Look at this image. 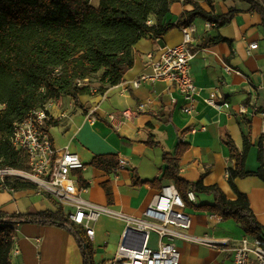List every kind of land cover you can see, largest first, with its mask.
<instances>
[{"label": "crops", "instance_id": "obj_1", "mask_svg": "<svg viewBox=\"0 0 264 264\" xmlns=\"http://www.w3.org/2000/svg\"><path fill=\"white\" fill-rule=\"evenodd\" d=\"M184 1L197 3L216 16L237 11L230 23L221 28L200 19L192 24L194 32L188 47L195 53L190 61V73L197 94L191 114L182 113L184 101L174 86L155 83L135 89L130 85L140 74L150 71L151 60L157 59L165 46L181 44L182 32L177 28L156 40L138 41L133 47V66L119 84L108 86L95 77L89 83L88 92L79 96L80 106H75L70 97H63L48 107L51 116L48 122L53 124L47 122V130L54 147L77 154L85 165L83 171L73 172L87 186L85 192H80L83 199L125 215L142 216L162 187L172 184L162 178L166 168L162 154H173L179 142L188 145L179 163L180 178L187 183L201 181L204 186H217L229 200H235L236 195L228 184L227 171L235 167L236 161L230 156L227 141L231 140L241 153L244 138L248 139L245 171L256 172L260 167L261 140L264 150V34L260 16L248 12L249 4L239 0H180L170 5L166 22L175 23L184 11L193 9L192 4ZM208 37H222L230 43L202 48L203 40ZM252 44H257V48L249 49ZM211 97L227 103V107L221 111L210 107L205 100ZM147 101L150 103L145 111L119 129L109 125L110 116L135 109ZM242 107L244 113H240ZM148 141L153 146H148ZM100 155H116L120 168L110 173L93 168L90 165L93 158ZM135 175L142 181L157 179L158 188L134 186ZM106 182L112 189L111 205L107 204L101 187ZM234 184L238 192L247 196L251 211L264 226V182L248 176L237 178ZM48 197L39 187L10 191L0 186V212L16 215L55 211ZM213 203L212 196L195 194L192 207L185 210L191 219L187 233L230 241L245 236L233 221L223 222L209 212L195 209ZM233 223L241 230L238 237L230 234L235 230ZM93 229L94 262L108 264L122 241L125 223L103 216ZM13 244L16 250L11 252V264L83 262L74 236L56 226L22 224L16 229ZM174 244L180 252V264H231L232 261V253L223 247L180 239L174 240ZM149 246H157L155 234H150Z\"/></svg>", "mask_w": 264, "mask_h": 264}, {"label": "trees", "instance_id": "obj_2", "mask_svg": "<svg viewBox=\"0 0 264 264\" xmlns=\"http://www.w3.org/2000/svg\"><path fill=\"white\" fill-rule=\"evenodd\" d=\"M180 0H99L97 7L90 0H0V170L27 171V154L11 144L14 124L22 122L38 106L70 97L80 106L79 96L88 92L90 81L99 77L108 86L119 84L134 63V45L141 39L156 40L172 29H183L196 19L221 28L230 23L237 11L216 16L197 3L184 11L175 23L166 22L170 5ZM249 4L248 12L257 13L264 34V0H239ZM228 42L222 37L206 38L201 47ZM53 122H48V125ZM263 139V138H262ZM153 146L152 141L146 142ZM234 168L227 171V181L236 195L229 200L217 186H204L201 181L187 183L179 176V163L188 145L179 142L173 154H162L166 164L162 178L170 181L184 199L186 193L210 195L212 205L196 207L221 221H233L245 235L260 239L264 244V226L259 224L246 195L237 191V178L255 176L264 182V150L259 145L260 167L256 172L245 171L250 147L244 138L243 150L237 151L227 141ZM93 168L110 173L120 168L116 155L93 158ZM158 180L142 181L136 175L134 186L158 188ZM1 187L10 191L36 190L38 187L20 178L4 177ZM108 205L113 202L108 182L101 185ZM55 211L33 214L6 215L0 212V264H11L13 238L22 224L52 225L72 234L82 255V264H95L91 243L80 226L73 224L67 212L48 197Z\"/></svg>", "mask_w": 264, "mask_h": 264}, {"label": "built area", "instance_id": "obj_3", "mask_svg": "<svg viewBox=\"0 0 264 264\" xmlns=\"http://www.w3.org/2000/svg\"><path fill=\"white\" fill-rule=\"evenodd\" d=\"M182 42L176 46H165L157 59L151 60L150 71L140 74L131 81L132 88L143 85L166 83L174 86L181 95L184 114L193 112L197 88L190 73V61L195 56L188 45L192 42L194 27L181 29ZM257 48V44L249 45V49ZM229 71L228 68H225ZM53 102L35 107L27 117L14 124L11 144L17 150L27 154V171L3 169L0 175L20 178L36 184L45 191L52 200L67 212L68 219L80 226L88 237L92 250L93 226L102 216L118 219L125 223L122 241L108 264H180V252L174 240L180 239L199 243L209 247H223L232 253L231 264H264V244L260 239L245 235L239 240H215L213 238L189 235L191 219L186 213V203L173 184L163 186L158 195L145 208L142 216H129L113 209L83 199L80 192L87 186L78 180L74 171L85 169L79 156L68 149L58 150L54 147L47 130V122L51 116L48 107ZM150 101L142 102L135 109H126L109 117L108 122L114 129L131 121L145 111ZM205 103L217 111L227 107V103L216 98H209ZM241 108L240 113H244ZM187 201L192 204L195 194L189 190ZM219 219V218H218ZM150 234L157 236V246H149ZM14 243V238H13ZM13 250L14 248L13 244Z\"/></svg>", "mask_w": 264, "mask_h": 264}, {"label": "rangeland", "instance_id": "obj_4", "mask_svg": "<svg viewBox=\"0 0 264 264\" xmlns=\"http://www.w3.org/2000/svg\"><path fill=\"white\" fill-rule=\"evenodd\" d=\"M98 4H99V0H90V5L92 6V7H97L98 6ZM27 181V180H26ZM30 182V181H29ZM1 183H2V178H1V175H0V186H1ZM64 209L65 210H67L68 208L67 207H64ZM103 217V216H102ZM102 217H100L99 219H98V221L102 218ZM232 223V222H231ZM233 225L234 226H232V227H235V230H234V232H232V233H230L233 237H238L240 234H241V230L237 227V226H235V224L233 223ZM108 263H110V262H108Z\"/></svg>", "mask_w": 264, "mask_h": 264}]
</instances>
